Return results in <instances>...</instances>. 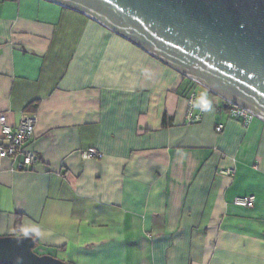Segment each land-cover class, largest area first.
<instances>
[{
	"label": "crops",
	"instance_id": "1",
	"mask_svg": "<svg viewBox=\"0 0 264 264\" xmlns=\"http://www.w3.org/2000/svg\"><path fill=\"white\" fill-rule=\"evenodd\" d=\"M204 91L213 110L188 123ZM0 114L37 116L39 158L0 159V237L69 264H264V121L85 15L0 0Z\"/></svg>",
	"mask_w": 264,
	"mask_h": 264
},
{
	"label": "water",
	"instance_id": "2",
	"mask_svg": "<svg viewBox=\"0 0 264 264\" xmlns=\"http://www.w3.org/2000/svg\"><path fill=\"white\" fill-rule=\"evenodd\" d=\"M85 15L264 121V0H44ZM31 236L0 237V264H69Z\"/></svg>",
	"mask_w": 264,
	"mask_h": 264
},
{
	"label": "built area",
	"instance_id": "3",
	"mask_svg": "<svg viewBox=\"0 0 264 264\" xmlns=\"http://www.w3.org/2000/svg\"><path fill=\"white\" fill-rule=\"evenodd\" d=\"M229 116L232 119L243 122L245 125L251 123L256 117L244 109L230 105ZM195 109V94H191L188 98L187 119L188 123H196L202 120L203 110L199 108V112L194 114ZM38 122L36 115H22L20 123L17 127H10L7 123L5 114H0V125L2 127V136L0 137V159L21 158L20 169L31 170L39 161L36 153L30 149L29 143L32 141L35 127ZM224 126H218L217 133H222ZM84 159H103L104 154L100 153L95 148H90L82 152ZM235 170L225 171L226 175H234ZM256 196L248 195L237 197L233 204L237 207L252 209L256 204Z\"/></svg>",
	"mask_w": 264,
	"mask_h": 264
},
{
	"label": "clouds",
	"instance_id": "4",
	"mask_svg": "<svg viewBox=\"0 0 264 264\" xmlns=\"http://www.w3.org/2000/svg\"><path fill=\"white\" fill-rule=\"evenodd\" d=\"M196 107H199L205 112H209L213 110L212 100L209 98V94L207 91L202 92L196 99Z\"/></svg>",
	"mask_w": 264,
	"mask_h": 264
},
{
	"label": "rangeland",
	"instance_id": "5",
	"mask_svg": "<svg viewBox=\"0 0 264 264\" xmlns=\"http://www.w3.org/2000/svg\"><path fill=\"white\" fill-rule=\"evenodd\" d=\"M35 252H36L37 254H39V255H45V254H42L41 251H39L38 248H36ZM52 256H53V255H52Z\"/></svg>",
	"mask_w": 264,
	"mask_h": 264
},
{
	"label": "trees",
	"instance_id": "6",
	"mask_svg": "<svg viewBox=\"0 0 264 264\" xmlns=\"http://www.w3.org/2000/svg\"><path fill=\"white\" fill-rule=\"evenodd\" d=\"M228 109L230 110L231 109V107L230 106H228ZM32 237V236H31ZM34 238V237H33ZM38 247V246H37Z\"/></svg>",
	"mask_w": 264,
	"mask_h": 264
}]
</instances>
